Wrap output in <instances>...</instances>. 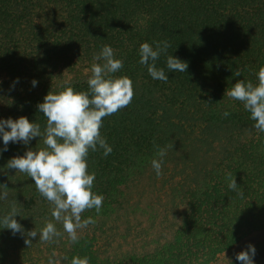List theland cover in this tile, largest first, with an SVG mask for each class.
Wrapping results in <instances>:
<instances>
[{"label": "trees", "instance_id": "16d2710c", "mask_svg": "<svg viewBox=\"0 0 264 264\" xmlns=\"http://www.w3.org/2000/svg\"><path fill=\"white\" fill-rule=\"evenodd\" d=\"M157 41L170 44L156 61L167 82L139 63L140 45ZM105 44L122 60L115 75L131 79L134 97L103 119L113 151H89L101 211L82 213L95 223L78 230L76 243L64 233L27 247L25 236L0 225V264H48L53 251L60 264L76 255L90 264H242L236 254L248 244L254 264H264V132L224 95L238 79L258 82L264 0H0V119L25 116L43 130L37 104L65 86L87 91L92 64L103 63L93 56ZM167 55L187 71L169 72ZM37 144L44 146L39 137L28 146L10 142L0 153V184L8 187L0 217L15 204L25 232L46 221L63 232L34 181L6 167ZM156 146L166 150L159 177ZM229 174L243 198L229 189Z\"/></svg>", "mask_w": 264, "mask_h": 264}, {"label": "clouds", "instance_id": "9594fccd", "mask_svg": "<svg viewBox=\"0 0 264 264\" xmlns=\"http://www.w3.org/2000/svg\"><path fill=\"white\" fill-rule=\"evenodd\" d=\"M169 47L167 41L155 42V48L147 42L139 47V63L147 68L154 80L167 82L169 79L164 68L156 65L161 54H167ZM93 61L103 63L92 64L87 91H76L71 86H65L58 92L49 91L43 102L37 104L39 112L46 118L43 130L39 123L30 122L25 116L15 120L11 117L0 119V137L4 145L0 153L8 150L10 142L28 146L34 138L42 140L43 147L38 144L35 148L27 147L23 155L10 158L6 167L27 174L34 181L36 190L51 205L53 219L63 228L61 232L53 222L46 221L39 230L34 228L25 232L16 220L20 215L13 204L11 210L0 217V225L3 229L11 230L13 235L20 233L25 236L27 247L37 237L40 242L55 243L64 233L76 243L79 240L78 230L95 223L92 217L82 219V213L92 209L97 214L101 211L104 197L93 192L95 173H89L87 158L90 150L95 152L103 149L105 157L113 151L100 131L103 119L127 107L134 97V89L129 77L115 75L124 65L122 60L115 57L109 45H103L100 53L93 56ZM166 66L169 72L184 73L188 68L186 62L173 55H167ZM233 76H241L240 70L237 69ZM257 80L254 84L238 79L226 88L224 95L241 102L255 121L253 127L264 132V66L259 68ZM31 83L35 87L38 82L33 79ZM223 115L227 117L229 113ZM156 148L158 159L152 160V167L159 177L162 175L166 150L159 146ZM227 179L229 189L243 198V190L235 177L229 174ZM7 188L0 184V189L4 190L0 192V200H7ZM255 255L254 245L248 244L245 250L236 254V260L242 264H254ZM55 257L53 251L48 264H60ZM70 264H90V258L76 255L71 258Z\"/></svg>", "mask_w": 264, "mask_h": 264}, {"label": "rangeland", "instance_id": "374dc122", "mask_svg": "<svg viewBox=\"0 0 264 264\" xmlns=\"http://www.w3.org/2000/svg\"><path fill=\"white\" fill-rule=\"evenodd\" d=\"M68 77H70V76H68Z\"/></svg>", "mask_w": 264, "mask_h": 264}]
</instances>
